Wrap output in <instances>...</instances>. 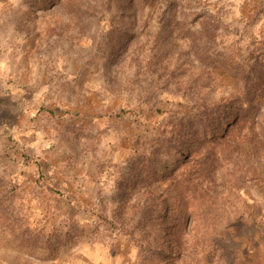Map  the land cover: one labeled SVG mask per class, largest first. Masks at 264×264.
Returning <instances> with one entry per match:
<instances>
[{"label": "rangeland", "instance_id": "374dc122", "mask_svg": "<svg viewBox=\"0 0 264 264\" xmlns=\"http://www.w3.org/2000/svg\"><path fill=\"white\" fill-rule=\"evenodd\" d=\"M0 49V264H264V0H0Z\"/></svg>", "mask_w": 264, "mask_h": 264}, {"label": "crops", "instance_id": "0c3cea01", "mask_svg": "<svg viewBox=\"0 0 264 264\" xmlns=\"http://www.w3.org/2000/svg\"><path fill=\"white\" fill-rule=\"evenodd\" d=\"M12 51H2L0 49V70L2 67V58H11ZM2 88H9V93L1 92ZM18 89L13 84H9L6 80L0 79V137L10 136L11 134L17 135V137H25L31 139L34 134L32 130V116L36 113L35 103L38 102L34 98H25L18 95ZM8 98L9 102H5L3 99ZM35 100V101H34ZM41 103L38 105L40 109ZM34 121V119H33ZM36 122V121H35Z\"/></svg>", "mask_w": 264, "mask_h": 264}, {"label": "trees", "instance_id": "16d2710c", "mask_svg": "<svg viewBox=\"0 0 264 264\" xmlns=\"http://www.w3.org/2000/svg\"><path fill=\"white\" fill-rule=\"evenodd\" d=\"M216 129H217V128L212 129V133L217 134V132H218V130H219L220 128H218L217 130H216ZM166 171H167L166 169H162L161 174H164Z\"/></svg>", "mask_w": 264, "mask_h": 264}]
</instances>
